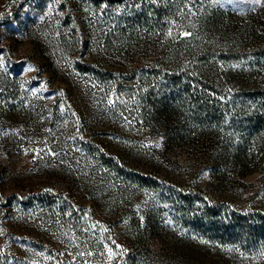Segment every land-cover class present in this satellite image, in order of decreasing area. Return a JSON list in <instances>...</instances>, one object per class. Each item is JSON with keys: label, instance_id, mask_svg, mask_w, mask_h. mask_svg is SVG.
Listing matches in <instances>:
<instances>
[{"label": "rangeland", "instance_id": "374dc122", "mask_svg": "<svg viewBox=\"0 0 264 264\" xmlns=\"http://www.w3.org/2000/svg\"><path fill=\"white\" fill-rule=\"evenodd\" d=\"M208 211L264 223V0H0V264H264Z\"/></svg>", "mask_w": 264, "mask_h": 264}, {"label": "trees", "instance_id": "16d2710c", "mask_svg": "<svg viewBox=\"0 0 264 264\" xmlns=\"http://www.w3.org/2000/svg\"><path fill=\"white\" fill-rule=\"evenodd\" d=\"M92 1H94V0H92ZM175 1H177V0H175ZM158 4L152 5L153 8H151L150 6L144 7L145 9H142V11H141L142 16L145 17V15L152 13L154 10H156L157 12H161L159 9H156V8L158 6H161L164 4H162V3H158ZM167 4H168V6H171L170 2H168ZM173 5H174V3H173ZM154 6L156 8H154ZM155 14L159 15V13H155ZM153 15H154V13H153ZM141 18L142 17L140 16L139 19H141ZM204 81L206 82L205 79H204ZM208 82H210L209 78H208ZM208 82H207V84H208ZM178 99H179V97H176V95L173 96V102L174 103H175V101L177 102ZM135 184H136V182H135ZM206 216L207 217L204 219L207 220V222H204V221L202 222L204 228H207L211 232H217V233L220 232V235L223 234L225 237H228V238L230 236H232V237H234V236L235 237H243L244 236V238L247 236L246 237V244L254 243V241L256 242V240H257L256 237H259V235L262 233L264 234V223L263 222L259 223V227H258V225H252V222H251L252 218H249V217H245V218L241 217L240 219H238V218L236 219L235 217L228 215V213H226V212L224 213V216H223L218 211H208ZM243 230H245V233H243Z\"/></svg>", "mask_w": 264, "mask_h": 264}]
</instances>
